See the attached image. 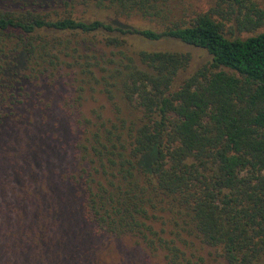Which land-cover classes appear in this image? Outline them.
<instances>
[{
    "label": "trees",
    "instance_id": "16d2710c",
    "mask_svg": "<svg viewBox=\"0 0 264 264\" xmlns=\"http://www.w3.org/2000/svg\"><path fill=\"white\" fill-rule=\"evenodd\" d=\"M190 9L0 0V264H204L202 246L264 264V32L225 30L262 27L264 9ZM132 38L209 61L175 84L190 55ZM67 59L94 81L71 100L55 83ZM87 94L101 106L85 113Z\"/></svg>",
    "mask_w": 264,
    "mask_h": 264
},
{
    "label": "rangeland",
    "instance_id": "374dc122",
    "mask_svg": "<svg viewBox=\"0 0 264 264\" xmlns=\"http://www.w3.org/2000/svg\"><path fill=\"white\" fill-rule=\"evenodd\" d=\"M254 1L260 8L264 9V0H252ZM191 9L190 10H206L207 8L214 5L217 0H189ZM189 10V11H190ZM89 9H83L80 6L76 7L73 14L74 16H90ZM128 24H133L134 26L143 27L144 23L139 19H130L127 22ZM225 30L228 36H232L233 38H240L244 39L249 36L256 35L258 33L264 32V25L252 32H237L235 28L233 27V23H227L225 24ZM129 45L132 48L137 49H145V50H168V51H177V52H183L188 53L190 55V65L189 67L183 71L180 72L175 80V84L180 83L192 70H194L197 67H200L204 64H206L209 61V56L200 49L185 46L178 44L177 42L173 40H162L160 42H157L155 44L145 42L143 40H139L137 38H132L128 40ZM65 62V65L62 66V69L55 74L57 75V78L55 80L56 84H68L69 86V94L67 95L69 99L71 100V87L70 84H94V81L92 79H89V74H82L76 70L73 67H70V65L73 63V61H70L67 59ZM68 64V65H67ZM68 66V67H67ZM32 83L28 84H39L37 81H31ZM49 81H47L45 84H48ZM81 106L83 107V110L85 113H87L89 110H96L97 107L101 106V103L97 100H95V96L93 94H87L84 96V99L80 101ZM81 106L79 110H81ZM82 111V110H81ZM83 112V111H82ZM75 114V113H74ZM78 117L77 115L75 116ZM195 246L197 248L200 246L197 242H195ZM199 254L203 258L204 264H223L222 258L219 256L218 250L206 246H202L199 248Z\"/></svg>",
    "mask_w": 264,
    "mask_h": 264
}]
</instances>
